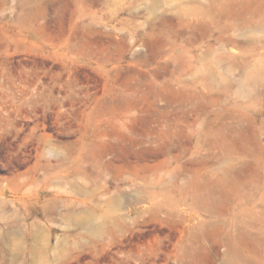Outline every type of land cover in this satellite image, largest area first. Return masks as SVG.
<instances>
[{
    "label": "rangeland",
    "instance_id": "374dc122",
    "mask_svg": "<svg viewBox=\"0 0 264 264\" xmlns=\"http://www.w3.org/2000/svg\"><path fill=\"white\" fill-rule=\"evenodd\" d=\"M0 264H264V0H0Z\"/></svg>",
    "mask_w": 264,
    "mask_h": 264
}]
</instances>
